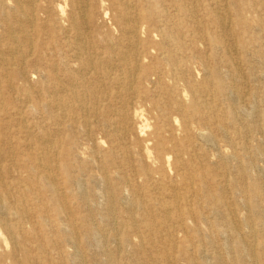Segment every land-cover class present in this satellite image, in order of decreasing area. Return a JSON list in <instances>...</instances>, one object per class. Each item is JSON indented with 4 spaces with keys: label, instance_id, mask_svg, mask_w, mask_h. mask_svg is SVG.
I'll use <instances>...</instances> for the list:
<instances>
[{
    "label": "bare ground",
    "instance_id": "bare-ground-1",
    "mask_svg": "<svg viewBox=\"0 0 264 264\" xmlns=\"http://www.w3.org/2000/svg\"><path fill=\"white\" fill-rule=\"evenodd\" d=\"M49 1L13 0V7L6 11L4 0H0V28L3 29V36L15 47H20L22 40H27L26 45L29 48L25 63L18 66L11 77H7L6 90L15 92L16 77L24 79L22 81L25 84L29 82L27 79L29 74L33 77L40 70L42 71L43 82L39 86L42 88V98L37 102V108L45 113L44 121L49 122V125L46 123V126H38L41 129V135L36 134V136L42 149L49 153L57 143L64 142L75 162L89 153L91 162L99 172H102L101 182L106 190L104 196L111 204L115 197H112V191L110 192L108 167L112 166L116 159L113 149L106 148L104 142L111 136V129L115 128L116 133L119 132L123 136L131 134L135 139L132 155H136L140 162L153 163V169L151 171L147 169L144 172L145 183L151 182L155 176H159L158 180L162 183L166 178L170 179L168 175L175 174L178 179H181L182 186L190 187V190L184 195L171 193L172 199L194 202L197 205L196 208L202 205L219 213V207L212 204L213 201L210 200L212 196L208 183L212 182L211 171H208L209 168L204 160L207 156L206 151L209 150L207 148L214 147L216 144L213 135L216 131L213 128L214 124L219 125L226 134L229 128L227 129L226 126L223 128L224 124L213 115L214 107L207 99L209 83L204 81L196 84L195 74L202 72L214 79L217 87L214 93L216 99H229L228 96L238 88L237 84L241 88L248 81L253 84L252 91L249 93L252 100L264 98V0L123 1L120 3L123 8L119 6L117 8L124 11L121 18L123 22L121 34L126 41L110 43L105 37L103 42L91 49L83 43L78 32L75 35L71 34L75 30H80L78 18H82L84 14V11L79 9L77 1L72 0L67 4L66 0H57L58 18L52 17L56 13L49 8ZM113 1L98 0V4L110 9L112 3L116 5ZM68 5H70L69 9L66 8ZM109 9H106L104 19L112 18L109 20L115 22L113 17L109 16ZM62 22H68L70 27H64ZM52 25L59 41L57 43L40 42L39 39L49 40L53 37L49 35ZM114 25L116 26L117 23ZM228 27L235 28V31L244 34V39H237V42L240 44L241 55L247 58L246 72H243L233 59L226 54H221L228 48L225 45L223 50L219 48L221 47L219 45H223L224 35L218 34L217 30L224 32ZM101 29L99 34L104 31V28ZM31 31L35 34L31 35ZM197 32H201L200 36H196ZM151 38L155 40L159 38V40L153 43ZM206 44L209 52L200 47L201 45L207 47ZM152 50L157 53L153 58L155 65L144 74L141 61L151 60ZM2 52L0 49V54ZM221 56L226 59L222 60ZM39 59L43 60L42 64L39 63ZM131 64H134L135 68H132ZM151 64L152 61L147 64L148 67ZM221 66L225 67V70L231 69L233 76H229L227 72V75L223 77L220 71ZM234 77L240 78L241 82L231 79ZM243 78L244 81H242ZM135 84L138 87L134 88ZM179 86L184 88L183 93L178 91ZM240 88L237 90L238 96L241 94ZM114 89H117L119 93H113ZM130 89H134L131 96L133 98L121 96ZM188 93L193 97L189 102ZM246 95L244 93L242 99ZM146 103L153 107L152 110L159 112L164 126V137L158 138L154 144L151 137L142 138L148 131L147 124L142 125L140 131L135 129L136 132L130 124L132 119L140 117V109L146 107ZM13 115L8 113V120L11 122ZM237 115L238 111L235 107L231 108L226 115V120L232 127L231 133L236 138L241 135L236 127L237 121L240 123ZM90 120H93V125ZM49 126L53 128L49 129ZM60 126L66 127L60 130ZM88 126L90 130L86 133V139L84 136L80 138V130H86ZM166 128L169 129L165 131ZM176 130L182 132L181 137H176ZM31 132L26 134L24 145H19L18 140L16 145L14 143L11 145L6 140L8 134L0 133V156L7 153L12 154L15 159L17 155L22 154L27 162L30 161L34 151L30 145V139L33 137ZM261 133H263L261 128L254 127L255 139H263ZM20 134L18 132L17 136ZM22 138L24 139V136ZM85 141L88 145L92 144L91 148H86L88 145ZM99 141H102L101 145L97 146L95 143ZM60 144L56 147L58 149H55L57 157L62 151ZM159 145L162 146L161 152H157ZM262 146L264 147V143ZM245 148L249 150L247 145ZM226 158L235 159L229 155H226ZM195 161L198 162L197 165H194ZM12 168L18 171L23 166L19 167L15 163ZM197 168L201 169L199 175ZM25 172H28L27 164H25ZM80 172L79 168L77 173L80 174ZM117 175V178L121 179L118 173ZM64 177L69 185L79 189L82 187L81 179L70 175L69 170H64ZM18 182L25 184L24 178ZM232 183L237 186L238 182L233 179ZM18 186V183L7 184L6 188L12 189L7 197L8 202L3 200L0 193V227L9 236L2 243L4 251L0 254V264H48L46 256L50 252H54L53 255L56 253L57 256L60 255L65 250L67 241L71 242L69 235L67 236V230L60 225L51 234L47 232V220L43 213L33 212L31 215L28 212L25 207L28 202L27 197L20 194ZM51 187L47 184L44 190L51 192L52 198L58 201L56 188ZM238 187L246 193L245 188L239 185ZM168 189L174 192L179 188L176 185H170ZM262 189L261 184H255L252 188L255 198L262 194ZM122 200L130 204L127 198ZM263 202L262 197L260 203L253 204L254 213L262 212ZM109 208L111 212L112 209ZM186 210H177L176 218L165 210V214L169 215L166 221L179 220L178 224L174 221L171 223V226L173 224L175 226V232H180L187 237L193 233L194 236L200 237L206 246H215L213 239L217 234L202 233L204 230L202 225L206 219L203 213L195 215L196 210ZM228 212L232 217L233 212ZM57 214L62 215V211H58ZM11 217L16 219L21 217L23 220L12 222ZM33 217L38 218V222L33 220ZM200 217L201 219L197 221L194 228H191L192 230L187 228L185 223L187 220ZM231 224L233 225L231 234L235 235L236 239L231 248L238 255L237 258L244 262V252L250 245L238 232L239 228L237 230L234 223L231 222ZM28 227L31 230L36 228L32 236L26 230ZM57 235L61 236L62 240L57 239ZM16 236H19V240ZM251 250L252 254H255L252 246ZM108 255L112 257L111 253ZM71 257V264H75L77 256ZM170 257V255H164L165 260ZM204 257L206 258L205 255ZM218 260L223 264L227 263L221 257H218ZM113 261L114 259H109L105 264H113Z\"/></svg>",
    "mask_w": 264,
    "mask_h": 264
},
{
    "label": "rangeland",
    "instance_id": "rangeland-1",
    "mask_svg": "<svg viewBox=\"0 0 264 264\" xmlns=\"http://www.w3.org/2000/svg\"><path fill=\"white\" fill-rule=\"evenodd\" d=\"M71 1L66 0L67 4ZM76 1L79 9L84 11V14L82 18H78L80 30H75L71 34L75 35L78 32L81 40L89 49L103 42L105 37L110 43L113 41H126V38L121 34L123 24L121 18L124 11L118 9L117 6L123 8L121 2L133 0H114L113 2L116 5L112 3L110 9L99 5L98 0ZM4 4L6 11H9L14 2L13 0H4ZM69 6L66 8L69 9ZM49 8L56 13L52 17L58 18L57 0H50ZM106 9L110 10L109 16L113 17L115 22L109 20L112 18L104 19ZM115 23H117L116 26ZM62 25L70 27L68 22H62ZM101 28H104V31L99 34ZM200 33L197 32L196 36H200ZM217 33L224 35L223 45H219L221 46L219 48L223 50L224 45L228 48L225 53L221 54H226L233 59L236 64H239L242 71L246 72L247 58L241 55L240 44L237 42V39H244V34L235 31V28L229 27L224 32L217 30ZM30 34L35 33L31 31ZM49 35L53 37L49 40L39 39V41L45 43H57L59 41L53 25ZM158 40L151 38L153 43L158 42ZM26 43L27 40H22L20 47L13 46L10 41L5 39L3 29L0 28V49L3 51L0 54V133L8 134L6 140L11 145L13 143L16 145L17 140L19 145H24L26 134L32 131L33 137L30 139V145L34 150L32 152L33 158L28 162L22 154L17 155L15 159L12 154L6 153L0 156V193L3 200L8 202L7 197L12 189L8 190L6 188L7 184L18 183L17 189L28 200L25 206L26 209L31 215H33V212L43 213L47 220V232L51 234L59 225L67 230L66 234L69 235L68 238L71 242L68 243L67 241L65 250L58 256L57 253L53 255L54 252H50L46 256L48 264H71V256H77L75 264H105L109 259H114L113 264H223L218 260V257L223 258L227 262L225 264H264V249H262L264 247V202L262 203L263 213L261 211L254 213L252 210L254 203H260L262 197L264 199V147L262 146V143H264V98L260 97V99L252 100L249 95L253 88L251 81H248L241 88L237 84L240 88V96H238L237 88L233 94L228 96L229 99L219 100L214 98V93L217 91L214 79L202 72L195 74L196 84H201L204 81L209 83L210 90H208L207 99L214 107L213 115L224 124L223 128L225 126L227 129L229 128V132L226 134L219 125L214 124L213 128L216 131L213 135L216 144L214 147L207 148L209 150L206 151L207 156L204 160L205 165L209 168L208 171H211L210 178L212 182L208 183L211 190L210 195L212 196L210 200L213 201L212 204L219 207V213L202 205L196 208L197 205L194 202L172 199L171 193L184 195L190 190V187L182 186L181 179H178L175 174L168 175L170 179L166 178L162 183L158 180L159 176H155V179L151 182L145 183L144 172L147 169L151 171L153 163L140 162L136 155H132L135 139L131 134L123 136L119 132L116 133L114 126V129H111V136L106 138L104 142L106 148L111 147L113 149L116 159L115 163L108 167L110 192L112 191V197H115V201L113 200L110 204L104 196L106 190L101 182L102 172H99L91 162L89 153L79 159L78 162H75L72 160L71 152L67 151L68 146L64 142L57 143L54 149H50L49 153L39 145L36 134L41 135V129L38 126H46V123L49 125L47 120L44 121L45 113L37 108V102L42 98V88L39 87L43 82L42 71L40 70L33 77L32 74H29L27 76L29 82L25 84L22 81L24 79L16 77L14 79L15 92L6 90L7 77H11L18 66L23 65L27 60L26 53L29 48ZM200 47L209 52L208 45L207 47L203 45ZM156 54L152 50L151 60L141 61L144 74L151 67H154L155 61L153 58ZM224 59L226 58L222 57V60ZM150 61H152V64L148 67L147 64ZM39 63L42 64L43 60L39 59ZM131 67L135 68L134 64H131ZM220 71L223 77L227 75V72L229 76H233L231 69L225 70V67L221 66ZM231 79L241 82V79L237 77ZM244 80L243 78L242 81ZM139 81L141 82V80ZM135 87H138L137 84H135ZM133 90L130 89L120 95L126 98L131 97ZM178 91L183 93L184 88L179 86ZM113 93L119 92L114 89ZM244 93L247 95L242 99ZM192 98V94L188 93V102ZM145 105L146 107L140 109V117L132 119L130 124L134 132L136 130L140 131L142 125L147 124L148 131L142 138L151 137L150 139L154 144L158 138L164 137V126L160 120L159 112L152 110L153 107L149 103ZM233 107L238 111L237 117L240 120V123L237 121L236 125L239 132H241L238 138L231 133L232 127L229 121L226 120L227 113ZM8 113L14 114L12 122L8 120ZM90 122L93 125V120H90ZM65 127L60 126L59 128L62 130ZM254 127L263 130V133H261L263 139H255ZM48 128L52 129L53 127L49 126ZM167 129L169 128H166L165 131ZM89 130L90 126L86 130L83 129L82 131L81 129L79 132L80 138L84 136L86 139V133ZM18 132L21 133L20 136H17ZM176 134L178 138L182 136V132L177 130ZM22 136H24V139ZM101 142L95 144L100 146ZM157 143L159 144V142ZM58 144H60V148L62 147V151L57 157L55 149ZM85 144L88 145L86 141ZM91 145L86 146V148H91ZM245 145L249 150L245 148ZM142 146H144L143 143ZM161 147V145L158 146L157 152H161ZM259 147L263 148L257 149ZM226 155L233 156L235 159L229 160ZM63 158L64 162H62ZM15 163L19 167L22 165L23 168L15 171L12 168ZM25 164L28 165V172H25ZM197 164L198 162L195 161L194 165ZM79 168L81 169L80 174L77 173ZM64 170H69L70 175L81 179L83 188L79 189L69 185L64 177ZM197 170L199 175L201 169L197 168ZM117 173L121 179L117 178ZM203 173L205 174V172ZM22 178H24L25 184L18 182ZM233 179L237 180V186L233 185ZM174 182L178 183L175 184ZM47 184H50L51 188H56L58 201L52 198L51 192L44 190ZM255 184H261L263 187L262 194L256 198L252 193ZM170 185H176L179 189L173 192L172 189H168ZM238 185L245 188L246 193L241 191ZM124 198H127L130 204L124 202L122 200ZM109 207L113 212L108 210ZM186 209L196 210L195 215L203 213L202 215L206 219L202 225V229H204L202 233L204 235L209 232L216 233L217 236L213 239L215 246H206V243L200 237L194 236L193 233L187 237L180 232H175L174 224L171 226L174 220L166 221L169 215L165 214V210H168L171 213L170 215L176 218L177 210L185 211ZM58 211H62V215H58ZM228 211L233 212L232 217ZM200 219L201 217L187 220L185 222L187 228L189 227L188 229L192 230L191 228H194ZM11 220L12 222H19L23 219L21 217L19 219L11 217ZM33 220L38 222V218L33 217ZM231 222L234 223L237 230L239 228L238 232L242 234L245 242L250 245L244 252V262L237 258L238 255L231 248L234 241H236L235 235L231 234V229L233 230ZM174 223L178 224L180 222L176 220ZM26 230L32 236L36 228L31 230L28 227ZM0 231L1 254L4 251L2 243L9 236L1 227ZM37 234L39 235L38 230ZM16 237L19 240V236ZM56 238L61 239L62 237L57 235ZM221 239L223 240L221 241ZM63 241H65V238H63ZM251 246L255 250V254H252ZM110 253L112 254L111 258L108 255ZM166 254L171 257L165 260L164 255Z\"/></svg>",
    "mask_w": 264,
    "mask_h": 264
}]
</instances>
